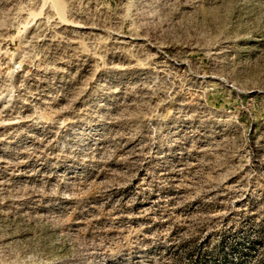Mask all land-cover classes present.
Returning a JSON list of instances; mask_svg holds the SVG:
<instances>
[{"label": "rangeland", "instance_id": "1", "mask_svg": "<svg viewBox=\"0 0 264 264\" xmlns=\"http://www.w3.org/2000/svg\"><path fill=\"white\" fill-rule=\"evenodd\" d=\"M0 264H264V0H0Z\"/></svg>", "mask_w": 264, "mask_h": 264}]
</instances>
